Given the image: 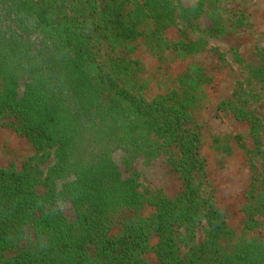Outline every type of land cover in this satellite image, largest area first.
Here are the masks:
<instances>
[{"label":"trees","instance_id":"obj_1","mask_svg":"<svg viewBox=\"0 0 264 264\" xmlns=\"http://www.w3.org/2000/svg\"><path fill=\"white\" fill-rule=\"evenodd\" d=\"M221 3L0 0V126L35 150L21 168L0 169V264H151L150 253L157 264H264V124L249 111L264 99V54L217 107L249 126L260 163L241 231L217 206L200 156L195 113L212 78L194 63L150 99L137 77L141 41L160 60L185 61L231 36L243 21ZM173 27L181 38L171 42ZM158 159L183 183L173 198L143 190L133 168Z\"/></svg>","mask_w":264,"mask_h":264},{"label":"rangeland","instance_id":"obj_2","mask_svg":"<svg viewBox=\"0 0 264 264\" xmlns=\"http://www.w3.org/2000/svg\"><path fill=\"white\" fill-rule=\"evenodd\" d=\"M183 2L188 7L195 4V0ZM221 5L236 26L243 21V25L236 27L227 39L212 43L204 53L185 61L176 60L170 52L160 60V55L155 56L149 46L141 41L137 44L135 58L140 66L137 77L147 86L146 94L150 99L164 94L175 84L177 77L194 63L199 64L212 78L206 88V100L195 113V122L201 128L200 156L206 163L207 178L213 185L217 206L227 215L229 225L241 231L243 208L260 171V163L250 155L254 143L249 126L237 122L230 113L219 111L217 107L223 101L233 99L239 83L246 80L245 66L256 65L259 56L264 54V0H222ZM167 37L171 42L178 41L181 38L179 28L169 29ZM257 91L254 89V92ZM249 111L260 117L264 124V99L254 100L249 105ZM262 139L264 142V133ZM227 148L231 151H226ZM34 153L32 144L26 138L0 126V169L11 165L21 168L23 161ZM114 158L123 170L127 169L122 152H117ZM53 163L50 160L43 165L42 171L46 173ZM252 165L256 168L253 169ZM133 168L140 174L143 190L162 189L171 198L182 190V181L167 169L163 159L153 162L138 160ZM60 208L68 217H74L70 204L61 203ZM152 211L151 207H147L145 213L149 215ZM260 232L263 230L252 234V237L260 236ZM202 239L203 233L200 232L199 241ZM147 258L151 264H157L153 253Z\"/></svg>","mask_w":264,"mask_h":264}]
</instances>
